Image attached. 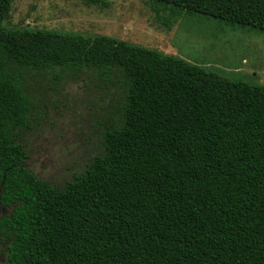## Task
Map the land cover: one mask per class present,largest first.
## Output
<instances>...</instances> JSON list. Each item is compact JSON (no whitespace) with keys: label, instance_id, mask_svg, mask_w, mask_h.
Segmentation results:
<instances>
[{"label":"trees","instance_id":"1","mask_svg":"<svg viewBox=\"0 0 264 264\" xmlns=\"http://www.w3.org/2000/svg\"><path fill=\"white\" fill-rule=\"evenodd\" d=\"M154 1L264 30V0ZM57 67L124 86L102 150L60 186L18 139L26 76ZM0 204L5 264H264V84L106 35L0 24Z\"/></svg>","mask_w":264,"mask_h":264},{"label":"rangeland","instance_id":"2","mask_svg":"<svg viewBox=\"0 0 264 264\" xmlns=\"http://www.w3.org/2000/svg\"><path fill=\"white\" fill-rule=\"evenodd\" d=\"M106 1L0 0V24L9 29L106 35L173 54L230 78L264 84V30L202 13L170 16V9L154 0ZM25 85L33 102L31 126L18 131L28 152L26 164L40 178L63 185L102 150L104 127L120 114L123 83L117 75L105 79L90 67L78 72L57 67L32 70ZM11 210L0 204V217ZM6 246L0 236V264L6 262Z\"/></svg>","mask_w":264,"mask_h":264}]
</instances>
